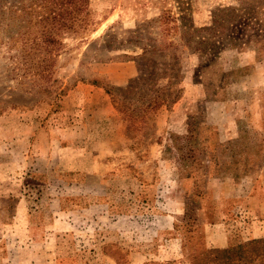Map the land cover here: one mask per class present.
<instances>
[{"label": "rangeland", "instance_id": "obj_1", "mask_svg": "<svg viewBox=\"0 0 264 264\" xmlns=\"http://www.w3.org/2000/svg\"><path fill=\"white\" fill-rule=\"evenodd\" d=\"M258 2L264 6V0H0L2 114L60 99L91 78L90 64L140 67L137 78L112 89L131 141L116 157L123 167L109 186V203L134 216L104 213L108 207L96 197L106 188L60 183L52 169L35 178L39 170L13 160L4 146L0 264H223L241 255L242 264H264ZM51 146L39 144L37 156ZM73 164L61 172H72ZM140 177L148 199L140 198ZM224 228L232 237L226 248L219 247ZM242 243L248 246L238 249ZM138 250L142 257L132 255Z\"/></svg>", "mask_w": 264, "mask_h": 264}, {"label": "crops", "instance_id": "obj_2", "mask_svg": "<svg viewBox=\"0 0 264 264\" xmlns=\"http://www.w3.org/2000/svg\"><path fill=\"white\" fill-rule=\"evenodd\" d=\"M89 67L91 78L81 79L75 83L69 93L63 94L60 99L18 109L10 115L0 113V148L4 149V146L12 148L11 151L15 155L13 160H28L31 168L39 170L35 175L37 179H41L46 171L52 169L59 170L57 176L60 183L68 182L81 187L94 185L98 191L100 189L104 191L106 188V192L99 193L100 196L96 197L101 202L97 204L108 207L104 213L120 215L129 221L134 216L132 212L114 211L112 204L109 203L113 198L110 197L111 192L108 195V191L123 167L116 157L117 155L122 157L127 152L131 139L126 122L116 109L103 81H107L111 86L125 84L139 76L140 67L136 61L96 63L90 64ZM7 117H11V125L7 123ZM51 122L57 126L51 125ZM41 143L45 149L52 145V150L47 151L45 156L36 154V149ZM68 162L74 163L75 169L71 167L72 172H61L67 167ZM130 165H126L125 168H130ZM63 178H66V181ZM55 181L49 179L45 183L52 184ZM138 185L145 191L142 192L143 195L140 194V198L148 199L150 197L146 196L148 185H143L141 177ZM118 196L126 199L125 195ZM80 198L84 201L88 197ZM256 199L254 197L251 200L254 202ZM170 217L175 218L173 214ZM230 236L231 230L224 228L223 243L219 247L230 246L232 239ZM122 245L124 249H134L131 244ZM140 248L144 249L142 246L135 247ZM139 251L132 255L142 257ZM147 263V260L132 262Z\"/></svg>", "mask_w": 264, "mask_h": 264}, {"label": "trees", "instance_id": "obj_3", "mask_svg": "<svg viewBox=\"0 0 264 264\" xmlns=\"http://www.w3.org/2000/svg\"><path fill=\"white\" fill-rule=\"evenodd\" d=\"M73 1H74V0H70V2H73ZM86 1H87V0H78V2H82L83 5L86 3ZM243 2H244V1H243ZM257 4H258V5L255 6V9L259 11V13H260V15L262 16V19H263V21H264V6H263V4H259V2H258ZM83 5H82V6H83ZM239 10H242V8H241V9H237V8L232 9V12H236V11H239ZM223 20H224V19H223ZM231 39H232V40H235V39H237V38H234V37H233V38H231ZM232 40H230V41H232ZM112 89H113V86H107V90H108L109 94L111 95V97H112V99H113V103H114L116 109L119 110V112L124 113V109L118 107L117 100L115 99V96H114V94L112 93ZM123 120L126 122V121H127L126 117H123ZM252 242H254V241H252ZM246 246H248V245L242 243V244H240V245L237 246V247H238V249H241V248H243V247L246 248ZM234 248H235L234 246H231L230 248H228L226 251H223V252L229 253V252L232 251ZM242 259H243V256L241 255V256H239L238 261H230V260H227V261L224 262L223 264H242V263H246V261H245V260L242 261Z\"/></svg>", "mask_w": 264, "mask_h": 264}]
</instances>
